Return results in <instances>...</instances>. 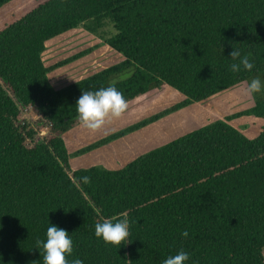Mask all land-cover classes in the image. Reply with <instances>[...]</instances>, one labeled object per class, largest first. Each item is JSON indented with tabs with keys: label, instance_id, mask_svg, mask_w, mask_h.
<instances>
[{
	"label": "trees",
	"instance_id": "1",
	"mask_svg": "<svg viewBox=\"0 0 264 264\" xmlns=\"http://www.w3.org/2000/svg\"><path fill=\"white\" fill-rule=\"evenodd\" d=\"M78 28L123 60L56 90L49 74L90 50L49 68L46 44ZM234 49L251 54V72L229 70ZM255 77L264 0H0V264H43L36 242L50 225L73 240L69 264H163L180 250L187 264H264V131L249 139L231 125L264 119V94L119 170L72 171L63 139L80 126L83 91L114 86L131 102L168 86L185 100L74 157ZM125 212L128 245L96 238V223Z\"/></svg>",
	"mask_w": 264,
	"mask_h": 264
},
{
	"label": "rangeland",
	"instance_id": "2",
	"mask_svg": "<svg viewBox=\"0 0 264 264\" xmlns=\"http://www.w3.org/2000/svg\"><path fill=\"white\" fill-rule=\"evenodd\" d=\"M89 50H90V54L70 64H67L49 74L50 81L52 85L54 86V88L56 89L65 88L66 86L72 83H75L79 80H82L86 77L91 76L95 72H98L104 68H108V67L118 64L120 60L123 59V57L121 54H118L114 52L113 50H111L96 35L89 33L84 28L74 29L70 32H67L47 42L46 50L43 54V59H44L45 65L49 68H51L52 66L58 63L64 62L65 60L72 58L84 51H89ZM244 87H245L244 85L240 84L237 87L230 89L228 91L222 92L212 97L208 101L202 103L203 108L201 109L202 110L201 114H203L204 117L199 118L201 121V124H207L208 122H211V121L225 119L228 116H231L236 113L243 112L245 110L252 108L254 106L253 97H249L244 93V90H243ZM167 90L169 91L168 100L169 99L173 100L174 98H177V97L184 98L182 94H180L179 92H177L176 90L172 88H167ZM178 103L180 102H176L175 105ZM187 115L188 114H184L182 117H177L174 121L170 123L167 122L166 123L167 126L163 128L162 130H166L170 126L172 128L175 125H180L182 121L189 123L188 121H185ZM147 118H150V117H146V119ZM195 119H197V117ZM126 120H131V119L127 118ZM232 122H231V125H233L235 128L238 127L239 128V129L237 128L238 130H241V131L249 130V132H247L245 135L249 139L251 138L254 139L258 137L259 134L264 131V120H260L255 117H246L244 119L234 120ZM124 123L126 124L127 121H125L122 117L119 120H114L113 122L108 124L105 127V129H103L100 132H96V133H91L88 130L79 126L80 128L79 127H77L78 129L75 128L77 130L74 129L75 132L72 133L70 131L67 134V142L69 143L72 141V147H76V145H79L78 143H83L86 141L90 142L97 138L99 140L101 136L103 137L107 134H109L107 135L109 137L130 126L135 125L133 124L126 128L120 129L121 126H124ZM195 125L196 124H192L191 126L193 127ZM176 127H179V126H176ZM243 128H246V130ZM140 130L141 129L137 131H140ZM148 131H151V130H148ZM169 131L171 132V129ZM45 133L46 131H42V134H45ZM172 133H173V130H172ZM75 134L77 136L76 139H74ZM128 135L129 134H127L126 136ZM91 137H94V138H91ZM137 138L138 137L135 136L134 138H132V141ZM113 142L115 141H112L110 143H113ZM72 147H69V149L73 150ZM95 150H93L94 153L93 151H91L83 155H79L75 157L72 156L70 158L71 165L73 167H75L76 164L87 166L88 164H90L89 163L90 161L96 159L100 155L97 152H95Z\"/></svg>",
	"mask_w": 264,
	"mask_h": 264
},
{
	"label": "clouds",
	"instance_id": "3",
	"mask_svg": "<svg viewBox=\"0 0 264 264\" xmlns=\"http://www.w3.org/2000/svg\"><path fill=\"white\" fill-rule=\"evenodd\" d=\"M234 61L229 70L233 73L241 71L251 72L255 67L251 54L241 56V52L234 49L230 53ZM244 93L249 97L256 94H264V81L259 77L251 81H242ZM77 119L80 126L91 133L100 132L114 120L121 119L129 108V101L124 94L114 86L100 88L97 91H83L77 100ZM84 184H90L91 178L84 176L81 178ZM123 219H104L95 225L96 238L102 239L106 244L121 248L128 245L130 237V225L127 219V212L121 214ZM115 220V222H114ZM188 231L182 232V236L187 238ZM46 241L37 240V247L42 248L41 252L43 264H69L68 257L73 255V240L69 233L57 226L50 225L47 228ZM264 255V250H261ZM190 256L187 252L180 250L175 255L168 256L163 264H187ZM71 264H83L79 258ZM129 264L131 262L129 261Z\"/></svg>",
	"mask_w": 264,
	"mask_h": 264
},
{
	"label": "crops",
	"instance_id": "4",
	"mask_svg": "<svg viewBox=\"0 0 264 264\" xmlns=\"http://www.w3.org/2000/svg\"><path fill=\"white\" fill-rule=\"evenodd\" d=\"M122 60L123 59H121L120 62ZM167 88H170V87L165 86L162 90L158 92L147 94L134 101L129 102V108L127 112L125 113V115L123 116V119L127 121V123L126 124L124 123V126H121L120 129L126 128L133 124H137L139 121L146 119V117H152L155 114H158L172 107L173 105H175L176 102L181 103L182 101L185 100V97L184 98L177 97V98H174L173 100H170V99L168 100L169 91L167 90ZM56 90H60V89H56ZM202 108H203V104L197 103L187 108H184L178 112H175L165 117L164 119H161L158 122L151 124L150 126L146 128L141 129L140 131L131 133L128 136H125L124 138H121L113 143H110L105 146H102L101 148H98L97 150H95V152H97L100 155L96 159L90 161L89 162L90 164H88L87 166L76 164L75 167H73L70 161V167L72 171H77L80 169H87L93 166H102L108 170L122 169L126 165H128L130 162L134 161L136 158L142 156L143 154L155 148L163 146L169 142H172L173 140H176L177 138H180L181 136L198 129L202 127L203 125H207L208 123L214 122V121H211V122H208L207 124H201V121L199 118L204 117L203 114H201ZM184 114H188L185 121H188L189 123L182 121L180 125H175L172 128L170 126L166 130H162L163 128L167 126L166 124L167 122L170 123L174 121L177 117H182ZM196 117L197 119H195ZM127 118H130L131 120H126ZM244 118L246 117H242L240 119H244ZM257 119L264 120L261 118H257ZM192 124H196V125L192 127L191 126ZM176 126H179V127H176ZM170 129H171V132L169 131ZM243 129L246 130V128H243ZM75 130L71 132L73 133L75 132ZM148 130H151V131H148ZM172 130H173V133H172ZM241 132L244 135H246V133L249 132V130L241 131ZM68 133H66L63 136V139L66 144L67 151L71 155V157L77 151L87 146H90L96 143L97 141L104 139V137L106 138V136L109 135L107 134L103 137L101 136L99 140L97 138L90 142L86 141L83 143H78L79 145H76V147H72V141L69 143L67 142ZM76 134L74 135V139H76L77 137ZM135 136H137L138 138L132 141V138H134ZM91 138H94V137H91ZM69 147H72L73 150H70Z\"/></svg>",
	"mask_w": 264,
	"mask_h": 264
}]
</instances>
